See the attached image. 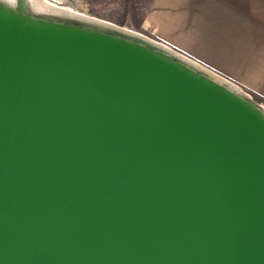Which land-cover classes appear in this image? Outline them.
Instances as JSON below:
<instances>
[{
    "label": "water",
    "instance_id": "obj_1",
    "mask_svg": "<svg viewBox=\"0 0 264 264\" xmlns=\"http://www.w3.org/2000/svg\"><path fill=\"white\" fill-rule=\"evenodd\" d=\"M3 7L0 264H264L261 108L133 30Z\"/></svg>",
    "mask_w": 264,
    "mask_h": 264
},
{
    "label": "crops",
    "instance_id": "obj_2",
    "mask_svg": "<svg viewBox=\"0 0 264 264\" xmlns=\"http://www.w3.org/2000/svg\"><path fill=\"white\" fill-rule=\"evenodd\" d=\"M145 38L264 98V0H150Z\"/></svg>",
    "mask_w": 264,
    "mask_h": 264
},
{
    "label": "rangeland",
    "instance_id": "obj_3",
    "mask_svg": "<svg viewBox=\"0 0 264 264\" xmlns=\"http://www.w3.org/2000/svg\"><path fill=\"white\" fill-rule=\"evenodd\" d=\"M148 1L150 0H43L49 6H58L59 13L65 14L67 17L72 18V20L78 21L81 18L80 20H84L85 23L106 20L111 22L112 25L125 27V30L128 31H132L139 25ZM32 9L41 17L49 13L41 4ZM129 35L132 36L133 34L129 33ZM179 58L181 57L179 56ZM233 84L247 92L252 101L258 102L264 109V98H261L256 93L250 92L243 86H239L236 83Z\"/></svg>",
    "mask_w": 264,
    "mask_h": 264
},
{
    "label": "bare ground",
    "instance_id": "obj_4",
    "mask_svg": "<svg viewBox=\"0 0 264 264\" xmlns=\"http://www.w3.org/2000/svg\"><path fill=\"white\" fill-rule=\"evenodd\" d=\"M25 3H26V5L29 8L38 7L41 4L42 7L44 9H46L47 11H53V12H59L60 11L59 8H58V6H55V5L49 6V4H46L45 2H43V0H25ZM67 13H69V12H67ZM180 60L183 61L182 59H180ZM189 62L192 64L191 66L196 67V65H194L192 63V61L189 60ZM204 72H206V71H204ZM206 75H208V76L211 77L212 74H209V73L206 72ZM213 77H214V75H213ZM218 80H220V79H218ZM220 82L221 83H224L221 80H220ZM224 84L226 85V87L229 86L230 88H232L236 92L237 95H239L240 97L242 96L243 98H245L247 100V102L251 103V105H253L254 107L256 106L257 108L258 107L261 108V111L264 114V109L261 107V105L258 102H253L252 99L250 98V96L247 94V92H245L244 90L239 89L237 87L231 86V84L228 83V82L227 83H224Z\"/></svg>",
    "mask_w": 264,
    "mask_h": 264
},
{
    "label": "clouds",
    "instance_id": "obj_5",
    "mask_svg": "<svg viewBox=\"0 0 264 264\" xmlns=\"http://www.w3.org/2000/svg\"><path fill=\"white\" fill-rule=\"evenodd\" d=\"M18 4V0H0V5H6L7 7H3L5 10L15 11Z\"/></svg>",
    "mask_w": 264,
    "mask_h": 264
}]
</instances>
